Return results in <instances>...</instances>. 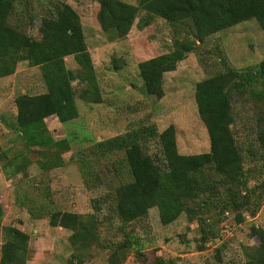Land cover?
<instances>
[{
  "label": "rangeland",
  "instance_id": "obj_1",
  "mask_svg": "<svg viewBox=\"0 0 264 264\" xmlns=\"http://www.w3.org/2000/svg\"><path fill=\"white\" fill-rule=\"evenodd\" d=\"M56 1L77 12L92 72L71 81L77 116L64 123L54 116L45 119L54 139L69 141L56 167H41L47 151L24 147L14 127L15 96L45 90L38 66L28 65L21 53L14 71L0 76V245L5 228L15 227L27 234L26 264H153L157 258L164 264H245L257 245L251 227L264 230V171L255 142L264 123V101L250 90L258 89V81L244 82L231 93L230 129L242 149L241 175L225 183L206 166L201 172L204 189L167 224L159 222L155 206L128 222L117 218L113 190L127 180L123 149L94 144L134 133L144 151L156 156L159 146L147 129L159 132L171 124L178 153L207 151L194 84L215 72L251 71L264 56V32L249 18L195 40L174 70L162 74L163 95L156 98L144 91L137 64L170 50L174 40L193 38L184 25L174 28L139 8L128 31L118 36L109 21L102 22L106 28L98 24L97 0H17L11 22L37 39ZM121 1L137 5V0ZM63 62L77 72L73 55ZM83 89L93 94L88 100L78 96ZM234 201L242 203L234 208ZM52 211L77 213L87 227L85 237L72 245L69 229L49 223Z\"/></svg>",
  "mask_w": 264,
  "mask_h": 264
},
{
  "label": "trees",
  "instance_id": "obj_2",
  "mask_svg": "<svg viewBox=\"0 0 264 264\" xmlns=\"http://www.w3.org/2000/svg\"><path fill=\"white\" fill-rule=\"evenodd\" d=\"M16 1L0 0V76L14 71L21 53L28 65L38 66L45 90L15 96L14 127L20 133L24 147L47 151L48 159L41 167H56L62 164L61 154L68 150L69 141L65 137L54 139L45 119L54 116L64 123L77 116L71 81L77 76L89 75L92 69L85 52L79 16L68 3L56 1L52 5L41 34L35 39L26 35L16 23L12 24ZM97 2L98 24L106 28L109 25L103 23L109 21L118 36L128 31L139 8L146 14L164 18L174 28L177 24L184 25L192 34L190 40L186 39L188 35L183 40H174L170 50L137 64L144 91L156 98L163 95L162 74L174 70L176 62L191 49L195 40L201 42L207 35L249 18L254 19L264 32V0H137V5L121 0ZM66 55L75 57L79 67L76 73L65 67L63 57ZM251 79L258 81V89H250L251 92L264 101V56L249 72L225 70L195 82L193 99L197 115L206 129L207 151L178 153L171 124L159 132L152 127L147 129L158 143L159 154L156 156L144 151L134 133H127L128 139L114 136L95 142L99 149H123L121 161L127 180L120 181L113 190V210L121 222L141 217L152 206L156 207L161 224L173 221L180 212L187 210L186 203L204 189L201 172L206 166L221 174L225 183L237 180L241 175L242 149L230 129L234 119L231 93L240 91L244 82ZM92 95L88 89L78 94L83 100ZM255 142L260 150V168L264 171V123L256 130ZM240 203L242 201H234V208ZM234 218L238 221L240 213H235ZM49 223L69 229L72 245L86 235L87 227L74 212L52 211ZM251 231L257 245L245 264H264V230L252 226ZM2 236L0 264H26L27 234L15 227H6ZM153 264H164V261L157 258Z\"/></svg>",
  "mask_w": 264,
  "mask_h": 264
}]
</instances>
